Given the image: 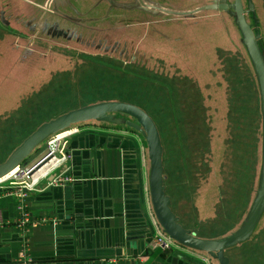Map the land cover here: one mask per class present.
Instances as JSON below:
<instances>
[{
    "label": "rangeland",
    "instance_id": "rangeland-1",
    "mask_svg": "<svg viewBox=\"0 0 264 264\" xmlns=\"http://www.w3.org/2000/svg\"><path fill=\"white\" fill-rule=\"evenodd\" d=\"M161 1L167 8L189 11L202 7L212 0ZM224 2L232 5L235 0ZM11 4L16 11L27 12L29 9L27 3L22 0H11ZM80 5L85 11H90L88 16L100 10L102 14L108 6L101 0H82ZM243 6L248 23L255 34L260 36L259 45L264 55V0H243ZM234 11V7L228 10L209 9L197 12L194 17H177L160 12L155 14L158 16L153 17L144 11L115 8L111 12L113 16L92 20L90 28L83 29L85 35L82 43L47 37L28 41L25 39L21 43L20 38L16 36L3 40L0 43V108L5 113L1 114L0 120L10 116L18 108L27 109V113L21 112L23 119L20 125L17 122L15 126L29 128L32 124L38 128L42 123L72 109L97 102L121 101L137 105L148 111V114L152 112L157 116L163 132V160L166 156L168 164L167 185L174 192L172 194L170 191V195H173V207L175 213L181 215L182 224L189 227L195 220L206 225L230 221L229 218L221 219L219 203L224 205V209H229L226 207L229 205L227 201L230 198L234 200L237 194V189L231 188V182L228 181L232 177L230 174L236 171L234 159L238 160L240 154L237 142L243 135L240 131L243 124L237 125V118L241 114L242 119L246 120V115L241 110L237 111L236 116L230 115V98L237 92L239 99L235 102L238 105L236 109L245 106L244 110L250 112L257 110L256 91L259 89L260 93L255 67ZM46 16L57 19L49 13ZM92 16V19L102 17L98 14ZM27 36L30 37L28 34ZM93 44L95 46H92ZM238 69L239 73L236 76ZM171 78L175 87L180 88L181 92L185 90L184 95L189 97L191 107L196 108L198 104L196 100L199 104L202 102L201 106L206 117L208 116L207 124L210 126L209 152L194 153L193 157L188 153L186 156V160L190 163L195 162L196 166L195 174H191L194 177L187 182L191 190L188 197L186 193L176 192L185 183L183 182L182 186L180 184L175 186L171 177L178 173L172 159L177 157V151L180 149L179 144L174 142L176 136L174 137L172 124L177 121V116L175 114L173 117L165 118L171 123L170 131L165 128L167 124L162 122L165 121L161 115L163 107H170L167 106L170 104L168 98H173L176 94L169 88L170 94L167 96L160 83L167 82L171 85ZM178 98L181 99V96ZM16 106L17 109H14ZM259 106L263 114L261 93ZM197 112L200 113V110ZM197 112L195 120L191 119V125L198 129V138L202 142L200 132L203 129L202 123L199 124ZM115 116L123 117V121L130 119L120 114ZM187 119L189 121V118ZM262 119L263 131L261 130V136L259 134L258 143V146L261 145L259 153L262 150L261 167L256 166L258 178L263 160V116ZM124 124L127 123L92 120L72 125L67 130L93 127H105L114 131L115 128L129 130ZM3 126H0V154L6 151L1 138V135H4ZM16 129L13 127L8 130L14 132L10 138L11 147L15 148L18 146V137H14ZM183 129L184 131L182 129L177 131L184 142L182 144L185 153V147L187 143L189 144L186 124L185 127L183 125ZM137 134L141 135L138 131ZM53 136L42 142L21 166L28 165L45 151L48 141ZM183 157L185 158L184 154ZM204 162L210 167L207 173ZM258 178L251 193L249 207L243 218L237 220L233 231L241 226L249 212L256 196ZM222 189H226L225 201L222 199ZM237 195L239 200L235 202L241 205L243 196ZM261 228H264V213L255 233ZM171 248L174 249L175 245ZM161 249L163 250L162 247Z\"/></svg>",
    "mask_w": 264,
    "mask_h": 264
},
{
    "label": "crops",
    "instance_id": "crops-1",
    "mask_svg": "<svg viewBox=\"0 0 264 264\" xmlns=\"http://www.w3.org/2000/svg\"><path fill=\"white\" fill-rule=\"evenodd\" d=\"M22 1L27 12L0 0V43L13 36L20 43L45 37V0ZM115 129L85 128L70 137L72 157L62 171L74 181L53 186L43 180L26 199V228L17 223L18 196L0 189V264H217L204 251L156 245L162 227L151 200L145 138Z\"/></svg>",
    "mask_w": 264,
    "mask_h": 264
},
{
    "label": "water",
    "instance_id": "water-1",
    "mask_svg": "<svg viewBox=\"0 0 264 264\" xmlns=\"http://www.w3.org/2000/svg\"><path fill=\"white\" fill-rule=\"evenodd\" d=\"M159 12L177 17H194L197 12L203 10H228L234 7L237 23L244 35L245 43L249 49L252 62L259 80L262 100V112L264 118V55L259 45V35L248 23L244 11L243 0H235L234 4H227L224 0H212L210 3L189 11H177L162 7ZM120 114L129 117L123 121ZM134 118L135 120H131ZM96 120L99 122H126L130 127L140 132L147 142L148 158L150 161V193L154 212L163 230L178 243L188 248L209 253L218 260L219 264H230V258L226 254L229 248L239 246L249 240L254 234L262 214L264 213V143L261 174L258 180L256 196L249 212L241 226L220 238H202L191 229L183 226L180 217L172 209L171 197L167 194L164 174V146L159 128L155 120L141 107L121 101H104L89 104L77 109H72L47 122L42 123L20 145H18L9 157L0 163V178L12 173L17 167L31 155V153L45 140L54 134L67 130L72 125ZM69 152V150H68ZM52 157L49 144L47 148L32 163L39 167L47 163ZM31 163V162H30ZM31 165V164H30ZM29 165V166H30Z\"/></svg>",
    "mask_w": 264,
    "mask_h": 264
},
{
    "label": "trees",
    "instance_id": "trees-1",
    "mask_svg": "<svg viewBox=\"0 0 264 264\" xmlns=\"http://www.w3.org/2000/svg\"><path fill=\"white\" fill-rule=\"evenodd\" d=\"M238 73H239V69L237 70L235 75L237 76ZM163 78L165 80H168V78L165 76H163ZM170 80H171V85H169L167 82L160 83V84L162 85L167 96H169L170 90H171L173 93L176 94L177 97L174 96L173 98L172 97L168 98L170 100V104L167 106H170V107H163L164 110L162 111L161 115L164 117V119L166 117H173L175 114L177 116V121H175L172 124H174V131H175L174 137L176 136L174 142H176V144H179L180 149L177 151L178 158L173 157L172 159L175 161V169L178 171V173L171 175V177L172 179L176 178L177 183L180 184L181 186L183 182L185 183L176 192L186 193L185 195L186 197H188L189 195L188 193L191 192V190L187 182L189 181V179L194 177L193 175L191 176V174H195L194 169L196 168V166H195V162L193 161L191 163L188 162L186 160V156L188 153H190L191 157H193L194 153L203 154V153L209 152L210 144H208L209 143L208 133L210 131V126L207 124L208 116L206 117L204 108L201 106L202 102L199 104V101L196 100L195 102H198L199 105L197 104L196 108L191 107L188 102L189 97L187 95H184L185 90L181 92L180 88L178 89V87L174 86L173 78H171ZM176 84H178V81ZM256 93H257V101H258L257 110L255 111L252 110L250 112H246L244 110L245 106L241 108L238 107V109H236L238 105H236L235 102L239 99V96H237V92L232 94L230 98V103H231L230 115L236 116L237 111H240V110L242 111L244 115H246L245 117L246 120L242 119L241 114L237 118V125L238 123L239 125L243 124V128L240 130L243 133V135L240 136L242 139L238 140L237 142L239 144L240 154H238V160L234 159V163L236 165V168H235L236 171L234 172V174H230L232 177L229 178V181H228V182H231V188L237 189L236 193L243 196V202L241 203V205L236 204V202L239 200L238 195L236 194L234 200L230 198V200L227 201L229 205H227L226 207H228L229 209H224V205L219 203V206L221 209L219 213L222 212L221 219L225 220L226 218H229L230 221L225 220L224 223L220 221L218 225H215V224L206 225V223L202 224L201 222L197 220L193 221L192 225L189 227H192L196 235L199 237L220 238L222 236L227 235L229 232H231L236 227L237 220L243 218L244 213L249 207L251 193L254 187L256 186V182L258 178V170L256 169V166L259 165V167H261L260 160H261V151H262L261 150L259 153V150H258V149H261V145L258 146V143L260 141L259 134L261 133V130L263 131V127H262L263 114L261 113L260 106H259V103H260L259 89L256 91ZM179 96H181L182 100L178 98ZM164 97L166 98V96ZM26 110L27 109L23 110L21 108H18L14 113H12L7 118H4V120H0V126L4 125L2 132L4 133V135H8V136L1 135L3 146L6 147L5 148L6 151H4L5 153L0 154V158H1L0 163L4 162L9 156V154L15 148V146L11 147L12 139L10 138L11 134L13 135L14 132H9L8 130H11L13 127L17 128L15 131L14 137H18L17 145H19L24 140V138L28 136V134L32 133L37 128V125L32 126V124L29 125V128H19L15 126L17 122H18V125H20V123L22 122L21 120L23 119L21 117L23 115L21 114V112L27 113L28 111ZM199 110H200V113L197 112ZM172 112L173 114H169ZM196 112L198 115L199 124L201 125L202 123L203 131L200 132L202 142L198 138V134H199L198 129L193 124L191 125V119L192 121L195 120L194 117L196 116ZM149 114L152 116V118L155 120L156 124L159 127L158 119H156L157 116L152 112H150ZM230 115H228L229 119L231 118ZM187 118H189V121ZM162 122L167 124L165 128L170 131L171 123L167 122L166 119L165 121H162ZM185 124L187 128L186 136L189 141V144L187 143V147H185V153H184L183 151L184 142L182 140L181 134L178 131L181 129L184 131L183 125L185 127ZM124 125L127 126V128H129V131L137 133V130L130 127L128 124H124ZM159 130H160V133L163 139V132L160 127H159ZM183 154L185 155V158L183 157ZM166 160L167 158L165 156L164 158L165 174L168 176V172L166 171V166L168 164ZM202 165L203 164L201 163V166ZM204 169L206 173L209 171L210 167L208 163L204 162ZM165 184H167V180H165ZM170 191L172 192V194H174V192L170 190L167 185V193L169 195L171 194ZM221 191H222L221 192L222 199L223 201H225L227 199L225 198L226 189H222ZM232 204L233 206H231ZM226 254L229 256L231 260L230 264H264V228H261L259 232L254 234L249 240L243 242L240 246H234L232 248H229L226 251Z\"/></svg>",
    "mask_w": 264,
    "mask_h": 264
},
{
    "label": "built area",
    "instance_id": "built-area-1",
    "mask_svg": "<svg viewBox=\"0 0 264 264\" xmlns=\"http://www.w3.org/2000/svg\"><path fill=\"white\" fill-rule=\"evenodd\" d=\"M78 131L80 130L75 128L54 134L48 141L50 154L53 153L54 157L41 167L39 164L35 165L31 162L28 165L17 167L9 174L10 176L0 178V189L17 195L20 199L21 218L18 219L17 223L22 228H26L31 221L26 199L31 192L38 189L43 180L48 178L49 184L53 186L65 185L74 181L72 176L66 175V169L62 171V167L72 157L71 153L68 152L69 140ZM53 160L56 162L53 163ZM47 167L48 170L45 171L44 168ZM51 177L52 179H50ZM42 220L45 221V219ZM155 242L163 249H171L172 245L180 244L170 237L163 228L157 232Z\"/></svg>",
    "mask_w": 264,
    "mask_h": 264
},
{
    "label": "flooded vegetation",
    "instance_id": "flooded-vegetation-1",
    "mask_svg": "<svg viewBox=\"0 0 264 264\" xmlns=\"http://www.w3.org/2000/svg\"><path fill=\"white\" fill-rule=\"evenodd\" d=\"M80 1L82 0H45V24L43 25L45 37L56 40H75L82 43V38L85 35L83 29H89L93 23L92 20L97 21L113 16L111 12L115 8L144 11L155 17L158 16L155 14L160 13V6H167L161 0H101L102 3L108 5L107 9L102 14L101 10L97 13H91L102 16L98 19H92V15L88 16L90 11L87 12L81 8ZM47 13L57 17V19H50L46 16Z\"/></svg>",
    "mask_w": 264,
    "mask_h": 264
},
{
    "label": "bare ground",
    "instance_id": "bare-ground-1",
    "mask_svg": "<svg viewBox=\"0 0 264 264\" xmlns=\"http://www.w3.org/2000/svg\"><path fill=\"white\" fill-rule=\"evenodd\" d=\"M141 1V0H140ZM60 3V2H59ZM67 3V2H66ZM155 4V3H154ZM118 6V5H117ZM135 8V7H134ZM153 11V10H152ZM54 162H56V160H53V163ZM44 170L46 171V170H48V167L47 168H44ZM8 176H10V175H8ZM8 176H6V177H8Z\"/></svg>",
    "mask_w": 264,
    "mask_h": 264
}]
</instances>
